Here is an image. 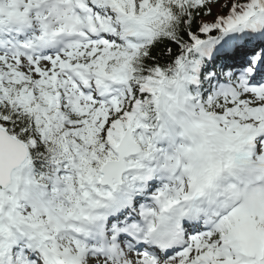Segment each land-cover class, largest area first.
<instances>
[{"label":"snow or ice","instance_id":"6c2138e0","mask_svg":"<svg viewBox=\"0 0 264 264\" xmlns=\"http://www.w3.org/2000/svg\"><path fill=\"white\" fill-rule=\"evenodd\" d=\"M0 264H264V0H0Z\"/></svg>","mask_w":264,"mask_h":264}]
</instances>
